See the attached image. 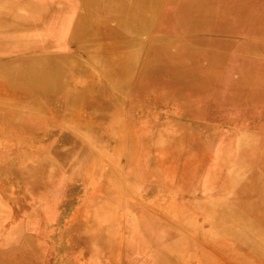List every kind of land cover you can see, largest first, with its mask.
<instances>
[{"label": "rangeland", "instance_id": "obj_1", "mask_svg": "<svg viewBox=\"0 0 264 264\" xmlns=\"http://www.w3.org/2000/svg\"><path fill=\"white\" fill-rule=\"evenodd\" d=\"M238 2L255 7L259 0ZM234 21L236 29L243 25L238 18ZM171 25V20L163 21L155 35L185 40L192 47L202 43L209 51L221 48V43L229 45L228 49L251 43L264 47V33L257 21L252 22V27L239 29L242 32L227 33L222 27L214 32H184L172 29ZM205 61L208 58L202 62L194 60L197 64H206ZM195 76L186 74L177 78L174 71L154 76L151 83L160 91L134 89L123 99L117 118L114 105H86L83 92L77 96H82L81 104L74 103L73 97L65 93L56 97L49 93L27 106L17 101L15 90L0 89V141L9 146L7 157L0 158V201L3 203L6 196L5 189L14 187L18 198L24 200L8 211L20 214L18 208H25L18 205L25 203L28 194L18 186V179L6 171L13 165L37 166L42 181L51 179L49 185L31 189L35 197L50 199L42 211L44 214L40 213V218L45 220L47 215L48 218L40 223L39 217L35 221L28 213H22L17 220L14 216L7 217L2 230H12L5 240L19 243L22 237L24 243L28 239L35 246L39 243L43 247L39 264H71L60 244L78 239L79 251H87L90 246L85 237L87 229L94 224L96 210L104 209L109 211L102 223L105 232L96 229L99 233L94 242L96 256L87 264H147L154 256L158 264H247L239 259L244 252L235 248L234 240L228 238L229 232L220 228L226 223L231 226L226 216L220 214L229 210L224 202L235 197L231 183L243 171L241 167L234 174L225 152L230 145L236 146L237 137L243 141L255 137L264 145V94L257 87H247L244 91L250 99L244 94L233 108L225 110L230 105L214 91L201 101L182 91L181 82L192 81ZM3 77L0 74V83ZM82 77V88L85 84L102 83L95 72ZM89 98L97 100V93L89 94ZM113 98L117 96H109L107 103ZM49 99L59 102H48ZM78 112L91 123L86 131ZM105 113L108 118H103ZM182 125L190 127L184 142V151L189 155L180 160L172 143L158 145L156 134L138 135L137 131L138 127H145L147 132L158 127L172 132ZM198 128H208V134L214 133L209 143L211 149L197 135ZM134 148L140 153L138 158L133 154ZM0 152L5 154L1 148ZM251 169L259 171L261 165ZM132 171L140 176L138 180L133 179ZM209 185H219V189ZM206 191L217 200H208ZM208 202L215 203L212 206ZM233 205L235 215L240 213L243 202ZM215 211L216 220L211 223ZM234 227L237 235L245 230ZM142 241L145 250L134 257L132 248ZM252 264L264 263L252 261Z\"/></svg>", "mask_w": 264, "mask_h": 264}, {"label": "bare ground", "instance_id": "obj_2", "mask_svg": "<svg viewBox=\"0 0 264 264\" xmlns=\"http://www.w3.org/2000/svg\"><path fill=\"white\" fill-rule=\"evenodd\" d=\"M254 6L239 3L238 0H0V74L5 76L0 89L15 90L17 101L27 106L49 93H52L51 97L65 93L73 97L74 103L81 104L82 96H77L83 92L86 94L83 98L86 105H114L117 118L127 94L142 87L153 92L160 91L153 88L152 78L174 71L177 78L196 74L192 81L181 82L184 93H192L195 99L201 101L214 91L227 106L230 105L225 110L231 109L244 98V94L250 99L244 91L247 87H257L264 94V89H261L264 88V47L251 43L228 49L229 45L221 43V48L213 47L209 51L203 48L202 43L192 47L188 41L159 37L155 32L159 24L171 20L174 30L214 32L222 27L226 33L242 32L257 21L259 30L264 33V0H259ZM235 18L243 23L238 29ZM208 43L211 44V41ZM227 51L230 56H227ZM196 58L201 62L208 58V61L197 64L194 62ZM92 72L99 75L102 83L96 86L85 84L86 87L82 88V76ZM95 92L97 100L89 98V94ZM109 96L117 98L107 103ZM52 101L59 102L57 99L48 100ZM78 113L86 131L91 123L82 117L81 112ZM103 118H108L107 113ZM18 119L14 118V121ZM207 129L198 128L197 135L211 149L209 143L214 133L208 134ZM189 130L187 125L179 129L174 127L172 132L158 127L148 132L145 127L137 128L138 135L156 134L158 145L168 141L172 143L179 151V160L189 155L184 151ZM0 146L5 151V154L0 152V158H6L9 146L3 141H0ZM234 146L230 145L225 155L235 169L234 174L241 167L243 171L238 172L239 175L231 183L235 197L224 202L229 210L220 214L221 217L226 216L231 226L226 223L220 228L228 231V238L234 240L235 248L244 252L239 256L241 261L247 264H252V261L264 263V145L255 137L245 141L237 137ZM133 154L136 158L140 156L136 148ZM256 164L261 165V169L252 171ZM6 171L18 179V186L28 195L25 203L18 205L25 206L18 208L20 214L8 211V208L12 209L24 200L18 198L14 187H7L3 203L0 201V264H39L43 259V247L39 243L35 246L31 239L26 240L33 249L24 243L22 237H19V243L6 241L5 237L12 229L4 231L2 228H5L6 219L10 216L17 220L22 213H28L36 221L40 213L43 215L42 211L49 205L50 199L35 197L31 189L49 185L51 179L42 181L40 168L32 165L24 168L13 165ZM131 176L134 180L140 177L134 171ZM209 187L219 189V185ZM206 195L208 200H217L208 191ZM240 202L243 205L236 218V210L232 207ZM208 203L213 206L215 202ZM108 213L104 209L96 210L97 217L85 236L90 245L87 251H79L78 239L72 243L69 239L64 240L60 244V249L69 255L71 264H87L96 256L94 242H97L99 234L96 229L105 232L102 223ZM214 216H217L216 211L211 223L216 220ZM45 217L46 220L48 215ZM45 220L41 217L40 223ZM234 226L245 230L237 235ZM142 244L143 241L133 246L134 257L145 250ZM153 258L147 264H158L155 256Z\"/></svg>", "mask_w": 264, "mask_h": 264}]
</instances>
